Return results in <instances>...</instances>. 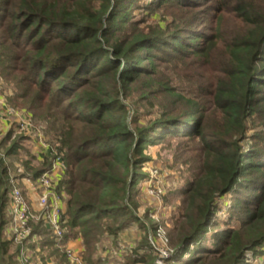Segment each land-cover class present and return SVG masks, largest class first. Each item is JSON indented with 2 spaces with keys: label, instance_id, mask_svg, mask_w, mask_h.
<instances>
[{
  "label": "trees",
  "instance_id": "16d2710c",
  "mask_svg": "<svg viewBox=\"0 0 264 264\" xmlns=\"http://www.w3.org/2000/svg\"><path fill=\"white\" fill-rule=\"evenodd\" d=\"M140 1L0 0V77L9 102L44 126L51 154L33 165L28 137L10 131L0 140V264H22L21 245L6 235L9 192L48 171L54 152L65 165L57 188L65 234L57 243L39 220L27 248L37 246L42 264H69L59 247L80 236L86 264H109L97 255L101 240L117 243L136 224L143 233L124 264H155L153 227L137 216L132 188L150 160L145 149L174 139L198 145L200 156L180 192L168 263L245 264L263 253L264 0ZM132 3L147 14L173 7V26L137 29ZM132 88L156 106L126 105ZM21 152L20 172L7 159ZM236 192H244L236 225L207 243L218 201Z\"/></svg>",
  "mask_w": 264,
  "mask_h": 264
},
{
  "label": "rangeland",
  "instance_id": "374dc122",
  "mask_svg": "<svg viewBox=\"0 0 264 264\" xmlns=\"http://www.w3.org/2000/svg\"><path fill=\"white\" fill-rule=\"evenodd\" d=\"M149 1L150 0H141L140 4L145 6ZM125 7L126 9H129V14L131 17H134V21L141 22L137 25V29L144 30L145 32L154 31V29L159 27V23L173 26L171 21H173V16L176 13L173 7L164 6L161 10L154 11L151 14H147L143 8L135 9L136 6L133 3L127 4ZM206 9L207 7L203 8L201 11L205 12ZM210 15L211 14L206 16L209 18ZM131 32L132 31H128L127 34H130ZM10 92L11 94H9ZM144 93L146 92H143L142 90H134L132 88L129 92H125L123 102L130 107L133 105L134 107L137 106L141 109H151L153 108V105L156 106L158 99L156 100L154 97L141 99V96H143ZM11 95V88L7 86L6 82L0 77V97L4 99L3 101L6 104V108L12 110V113L2 112L0 115V120H6L8 125V128L5 130L4 126L0 124V140L10 131H12L14 136L20 135L28 137L23 146L28 150L29 156L33 158L32 164L35 165L37 164V161H40L45 156H40L41 152L39 150L42 151V149H40V147L36 144V146L33 145L35 140L32 136L35 134L36 136L40 133L42 134L44 126L34 123V121L32 122L30 112L14 107V105L9 102V97ZM27 116H30V118ZM23 123L30 125L28 133L27 131L21 129L20 125ZM41 143L42 145L44 144L49 146L47 138H45L44 135ZM47 154L51 157L50 152ZM20 155L19 159H7V163H14V166L21 172L23 169L22 163L26 158L24 152H21ZM143 155L149 157L150 160L144 163L137 172L141 176H139L136 184L132 188V192L135 193L132 203L136 205L137 216L140 220L143 221L145 225L153 227V230L150 231L149 235L151 236L159 229L161 234L158 239H165V244H167L168 249L171 250L169 247V231L173 225V221L177 218L182 208V196L180 195V192L193 180V177L197 172L196 168L199 165L197 160L200 156L199 146L193 142H185L184 140L174 139L160 142L155 146L147 147ZM16 187L21 190L25 200L27 201L21 187L17 185ZM241 193L244 194V192H236L232 195H227L218 201V209L215 212L214 218L217 225L208 227L205 235L207 243L211 242L210 237L212 235L225 229V225L228 221L230 222V227H234L236 225L239 211L237 209L238 203L234 201L235 199L241 197ZM142 233L143 231H140L136 224H134L131 226V229L126 230L120 238L117 239V243H115L111 238H104L98 245L97 255L99 254L100 258L107 261L109 264H124V258L127 256L126 250H131L133 245L137 243V240L141 238ZM6 235L10 240L11 233H9V235L6 233ZM76 239L79 240L81 245L80 258L83 264H86L82 255V251L84 250L82 239L80 236ZM158 243L162 246L160 241ZM67 248H70V245H68ZM261 250L263 253L258 256L249 254L245 264H264V246ZM27 258H29V262L31 264H42L40 256L36 255V257H34L30 249L28 251ZM167 260L164 261L163 264H173L168 263ZM47 261L48 264H58L53 261L52 258Z\"/></svg>",
  "mask_w": 264,
  "mask_h": 264
},
{
  "label": "built area",
  "instance_id": "2783aa9c",
  "mask_svg": "<svg viewBox=\"0 0 264 264\" xmlns=\"http://www.w3.org/2000/svg\"><path fill=\"white\" fill-rule=\"evenodd\" d=\"M5 113H12V110L6 108ZM28 117L30 118V116ZM27 123H23L24 125L21 124L20 126L22 130L28 133L30 125ZM38 139H43L41 133L38 135ZM43 146L50 152L48 145L43 144ZM64 172L65 165L62 159L54 152L52 153V163L49 170L36 180L27 179L34 192L37 193L38 204L41 207V211L38 213L30 210L21 190L16 185L9 192L8 212L11 221L8 225L7 233L8 235L11 233L10 239L13 242L21 245L18 259L22 264H31L29 258H27L29 251L27 245L31 243L35 244L37 241L36 236L32 234V223L43 220L57 243L65 234V228L62 226L64 224L62 214L65 208V196L63 192H58L57 190ZM160 234L161 231L158 229L150 236L152 247L157 255L155 264H163L164 261L169 259L172 252L168 249L167 244H165V239H158ZM159 241L163 247L159 245ZM59 248L66 254L70 264H83L80 258L81 251H75L72 248H67V246Z\"/></svg>",
  "mask_w": 264,
  "mask_h": 264
},
{
  "label": "crops",
  "instance_id": "0c3cea01",
  "mask_svg": "<svg viewBox=\"0 0 264 264\" xmlns=\"http://www.w3.org/2000/svg\"><path fill=\"white\" fill-rule=\"evenodd\" d=\"M9 94H11V92ZM3 100L4 99H2L0 97V106H1L0 107V115H1L2 112H5V109H6V106H5L6 104L4 103ZM0 124L4 126V129L5 130L8 128V125H7V121L6 120L1 119L0 120ZM32 137L35 140L34 141L35 143H33V145L36 144V145H38L40 147V149H42V151L39 150L41 152L40 153V156H48L47 153L49 152V150L46 149V148H44V146L42 145V143L40 141L41 139H38V136H36V134L33 135ZM36 141H38V142H36ZM17 184H19L18 186H20L21 189L23 190V193L26 196L27 203H28V205L30 207V210L32 212H34V213L40 212L41 207L38 204L37 193L34 192V190L32 189V187H31L30 183L27 181V179L26 178H23L21 180H18L17 181ZM66 245L67 246L70 245V248L74 249L75 251H80V248H81V245H80V242H79L78 239L71 240ZM29 249H30V246H29ZM37 250H38L37 246L35 247L34 250L30 249V251H31V253L33 254L34 257H36V255L34 253ZM47 264H48V261H47Z\"/></svg>",
  "mask_w": 264,
  "mask_h": 264
}]
</instances>
